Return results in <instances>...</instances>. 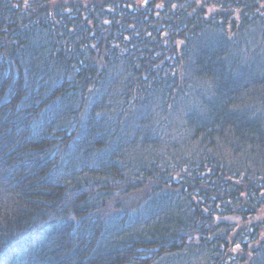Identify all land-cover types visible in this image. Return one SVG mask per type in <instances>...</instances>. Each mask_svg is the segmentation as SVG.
Wrapping results in <instances>:
<instances>
[{
    "label": "trees",
    "instance_id": "trees-1",
    "mask_svg": "<svg viewBox=\"0 0 264 264\" xmlns=\"http://www.w3.org/2000/svg\"><path fill=\"white\" fill-rule=\"evenodd\" d=\"M0 264H264V0H0Z\"/></svg>",
    "mask_w": 264,
    "mask_h": 264
},
{
    "label": "snow or ice",
    "instance_id": "snow-or-ice-1",
    "mask_svg": "<svg viewBox=\"0 0 264 264\" xmlns=\"http://www.w3.org/2000/svg\"><path fill=\"white\" fill-rule=\"evenodd\" d=\"M237 248H239V245H237Z\"/></svg>",
    "mask_w": 264,
    "mask_h": 264
}]
</instances>
